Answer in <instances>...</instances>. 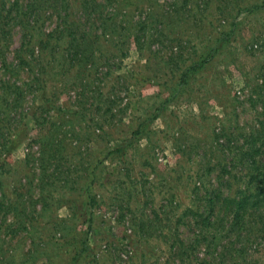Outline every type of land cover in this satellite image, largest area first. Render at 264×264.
<instances>
[{
  "label": "rangeland",
  "instance_id": "374dc122",
  "mask_svg": "<svg viewBox=\"0 0 264 264\" xmlns=\"http://www.w3.org/2000/svg\"><path fill=\"white\" fill-rule=\"evenodd\" d=\"M94 1L105 24L73 47L80 0L65 23L2 0L0 264H179L178 241L185 264H264L252 221L191 223L264 142V0Z\"/></svg>",
  "mask_w": 264,
  "mask_h": 264
},
{
  "label": "trees",
  "instance_id": "16d2710c",
  "mask_svg": "<svg viewBox=\"0 0 264 264\" xmlns=\"http://www.w3.org/2000/svg\"><path fill=\"white\" fill-rule=\"evenodd\" d=\"M47 1V2H46ZM108 1V0H106ZM113 2V1H111ZM13 6L15 7V10H18L17 3H13ZM23 10H22V16L25 19H28L33 16H36L38 14L39 9H44L47 11V9L52 10L57 17L61 20V22L65 23L66 18L70 15V12H68V0H26V2L23 4ZM3 8V2L0 0V10ZM78 12L80 15L83 16V22L76 21L69 22L68 27L66 29L67 35L69 37V44L76 46L77 38H79L78 45H84L85 47L87 44L83 42L84 36H90L93 23L90 25H85L86 23H89L91 20H98L99 23L105 24L106 18L105 15H101L104 12V7L95 2L94 0H80ZM43 10V11H44ZM34 11H37L36 13H33ZM6 13L8 11L6 10ZM61 13V14H60ZM17 17L19 14L16 15ZM93 16V18H92ZM3 21H0V25H2ZM86 28V29H85ZM102 30L104 31V28H107V26H101ZM96 29V27L94 28ZM228 33L224 34L227 35ZM96 36H94L95 38ZM210 57V54H206L202 60L199 62L193 64L192 66H189L183 76L192 69L194 70L195 67H200ZM8 84H3V87L7 89ZM11 89H9L10 92H13V89L16 90L17 88H13V86H10ZM53 111L59 112L58 109H52ZM43 113H47V109L44 110ZM34 116L36 124H37V118L34 114L31 115ZM47 122V121H45ZM137 130L133 131L131 133V136L133 137L135 135ZM260 135L264 138V128L260 131ZM26 135V131H17L15 134V139L12 140H6L5 142L8 143L7 145L12 147L15 143L23 141V136ZM123 150V145L114 146L110 154H119ZM5 152H8L6 149ZM259 158H256L258 157ZM234 162L240 166L243 170L242 174L239 175H230L232 182L231 185L226 180V185L228 186V189L230 188V192L226 195L221 194L220 191L215 190L207 194L206 202H207V212L206 214H199L196 215L195 218L192 220V225L197 226L199 228V234H205L208 233V230L213 229L212 233H214L215 229L221 227L222 220L230 216V225L228 231L233 232L237 230V235L239 234L240 225H242L246 220L252 221L254 225L258 226V231L261 233H264V142L262 143V146L251 148L248 147L245 150H239L236 154V159ZM242 185V188L240 186ZM216 213V215H215ZM246 223V221H245ZM142 227V225H140ZM204 236H202L203 239ZM236 240L239 239V236L235 238ZM177 241L176 239H174ZM174 241V242H175ZM250 242L248 241V244ZM227 248L222 247L223 251H231L230 246L231 243H227ZM244 244H242L241 248H239V253L242 254L244 250ZM209 248V247H206ZM191 249L190 244H183L181 241L176 242V246L174 243H172V258H175L178 260L179 264H185V255L188 250ZM237 251L232 250L231 253H236ZM177 257V258H176ZM213 261V259H211ZM230 262H233V259H229ZM170 264H175L172 260Z\"/></svg>",
  "mask_w": 264,
  "mask_h": 264
}]
</instances>
